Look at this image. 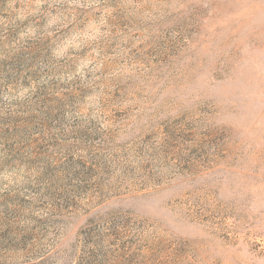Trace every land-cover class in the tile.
<instances>
[{"label":"rangeland","instance_id":"obj_1","mask_svg":"<svg viewBox=\"0 0 264 264\" xmlns=\"http://www.w3.org/2000/svg\"><path fill=\"white\" fill-rule=\"evenodd\" d=\"M0 264H264V0H0Z\"/></svg>","mask_w":264,"mask_h":264}]
</instances>
